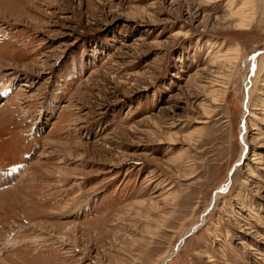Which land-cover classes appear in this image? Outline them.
Wrapping results in <instances>:
<instances>
[{"label": "rangeland", "instance_id": "1", "mask_svg": "<svg viewBox=\"0 0 264 264\" xmlns=\"http://www.w3.org/2000/svg\"><path fill=\"white\" fill-rule=\"evenodd\" d=\"M167 256L264 264V0H0V264Z\"/></svg>", "mask_w": 264, "mask_h": 264}, {"label": "bare ground", "instance_id": "2", "mask_svg": "<svg viewBox=\"0 0 264 264\" xmlns=\"http://www.w3.org/2000/svg\"><path fill=\"white\" fill-rule=\"evenodd\" d=\"M230 55V54H229ZM234 55V54H233ZM230 56H232V55H230ZM220 57V56H219ZM225 57V56H224ZM227 57V56H226ZM228 58H230V57H228ZM216 60H218L217 58H215ZM219 59H221V58H219ZM224 59V58H223ZM232 59V58H231ZM215 60V61H216ZM214 61V62H215ZM225 61V60H224ZM229 61H230V59H229ZM237 61V60H236ZM213 62V61H212ZM215 64V63H214ZM217 64V63H216ZM223 64V63H222ZM221 64V65H222ZM235 63H233V65H234ZM257 64H258V60H257V58H256V56L252 59V63H251V67L252 68H250V70H252L253 71V69H258L257 68ZM236 65V64H235ZM214 66V65H213ZM225 67V66H224ZM228 66H226V68H227ZM261 64L259 65V69H258V71L259 70H261ZM234 68V67H233ZM229 70V69H228ZM254 72V71H253ZM215 73H217V72H215ZM217 75L219 76V74L217 73ZM222 76L223 75H221L219 78L221 79V80H223V78H222ZM226 77V76H225ZM229 77V76H228ZM227 80V79H226ZM218 80H214V82H217ZM253 80H251L250 81V83L252 82ZM223 82V81H222ZM227 83H229V82H227ZM226 83V84H227ZM209 84V83H208ZM212 84H213V82H212ZM219 84H220V82H219ZM26 85V84H25ZM215 86V85H214ZM221 87V86H220ZM208 88V87H207ZM213 88V87H212ZM224 89H226L227 87L226 86H224L223 87ZM212 91H214L215 93L216 92H218V94H220L222 97H224V95H225V91H222V90H220V89H217V90H213L212 89ZM210 93H212L213 94V92H210ZM214 95V94H213ZM213 101V100H212ZM214 103V102H213ZM212 103V104H213ZM249 102L248 101H245V103H244V105H243V108H244V116H245V114L247 113V115H252L251 114V111H250V109H249ZM243 116V117H244ZM241 131H242V133H241V140H240V142H241V150H240V153H239V160H238V162L236 163L237 165L242 161V159L244 158V156H245V152H246V142H245V138H244V132H245V130H244V126H243V128H241L240 129ZM254 159V158H253ZM228 181V180H227ZM228 182H226V184H227ZM227 186V185H226ZM222 187V191H225V190H223V189H227V187ZM218 197H219V190H217V192L215 193V195H214V201H216L217 199H218ZM215 203V202H214ZM203 218V217H202ZM204 219V218H203ZM202 219V222L204 221ZM194 229L193 228H190V229H187L186 231H185V233L183 234V236L182 237H185L186 235H188L189 233H191L192 231H193ZM171 257H169V256H167V257H165V258H163L162 259V261H161V263L160 264H164L165 262H167L169 259H170Z\"/></svg>", "mask_w": 264, "mask_h": 264}]
</instances>
